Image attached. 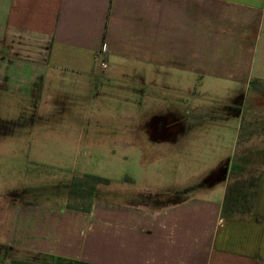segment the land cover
Listing matches in <instances>:
<instances>
[{"label": "crops", "instance_id": "obj_1", "mask_svg": "<svg viewBox=\"0 0 264 264\" xmlns=\"http://www.w3.org/2000/svg\"><path fill=\"white\" fill-rule=\"evenodd\" d=\"M101 61L112 73L164 66L240 87L264 73V0H0V83L14 96L43 94L52 70L89 73ZM206 182L160 208L81 210L59 191L16 199L0 264H264V174L243 217L223 218L227 184L214 196L221 181Z\"/></svg>", "mask_w": 264, "mask_h": 264}, {"label": "rangeland", "instance_id": "obj_2", "mask_svg": "<svg viewBox=\"0 0 264 264\" xmlns=\"http://www.w3.org/2000/svg\"><path fill=\"white\" fill-rule=\"evenodd\" d=\"M109 69L52 70L57 84L47 82L30 99L0 83V231L16 199L65 193L70 184L94 191L65 199L68 207L112 201L160 208L203 192L221 162L226 174L214 178L221 181L214 196L224 183L264 174V73L239 87L164 66Z\"/></svg>", "mask_w": 264, "mask_h": 264}, {"label": "trees", "instance_id": "obj_3", "mask_svg": "<svg viewBox=\"0 0 264 264\" xmlns=\"http://www.w3.org/2000/svg\"><path fill=\"white\" fill-rule=\"evenodd\" d=\"M260 177L261 174L255 177L250 175L249 178L244 179L243 181H241V183H239V181H234L232 185H226V191L221 206V216L223 218H232L234 216L243 217L250 213L257 196ZM84 183L85 182L73 185L70 184L67 190V195L69 196V198L75 195V197H77L79 201V199H83L86 197V193H92V191H94L92 184L88 186ZM21 192H23V190H21ZM17 194L18 193L16 192L14 195L17 196ZM181 202L182 199L176 197L169 200L168 203L169 205H177Z\"/></svg>", "mask_w": 264, "mask_h": 264}, {"label": "flooded vegetation", "instance_id": "obj_4", "mask_svg": "<svg viewBox=\"0 0 264 264\" xmlns=\"http://www.w3.org/2000/svg\"><path fill=\"white\" fill-rule=\"evenodd\" d=\"M142 106V103L140 102V103H138V109H139V107H141ZM140 112L141 113H144V112H146V111H144V109L142 110V107L140 108ZM166 128V127H165ZM150 132H152L154 135H156L157 134V131H158V129H155V130H153L152 131V124L151 125H149V129H148ZM163 131H164V129H162ZM161 130V131H162ZM158 135V134H157ZM156 135V136H157ZM155 140H158V141H160L161 140V138H159V137H156V138H154ZM227 164H226V162H221V165H220V170H217V172L216 173H213L212 175H210L209 177H207V178H205L204 180H206V181H210L211 179L213 180L215 177H216V175H220V179L221 178H224V172H225V166H226ZM219 169V168H218Z\"/></svg>", "mask_w": 264, "mask_h": 264}, {"label": "built area", "instance_id": "obj_5", "mask_svg": "<svg viewBox=\"0 0 264 264\" xmlns=\"http://www.w3.org/2000/svg\"><path fill=\"white\" fill-rule=\"evenodd\" d=\"M104 50H105L104 47H102L101 53H103ZM101 67H102V68H105V67H106V65H105L102 61H101Z\"/></svg>", "mask_w": 264, "mask_h": 264}]
</instances>
